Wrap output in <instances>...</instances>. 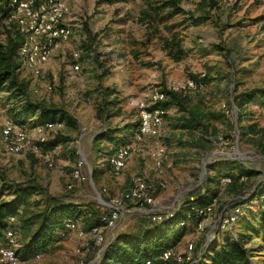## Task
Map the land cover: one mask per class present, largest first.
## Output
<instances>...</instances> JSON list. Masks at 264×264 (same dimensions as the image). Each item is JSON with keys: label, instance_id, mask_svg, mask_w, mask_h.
<instances>
[{"label": "rangeland", "instance_id": "374dc122", "mask_svg": "<svg viewBox=\"0 0 264 264\" xmlns=\"http://www.w3.org/2000/svg\"><path fill=\"white\" fill-rule=\"evenodd\" d=\"M64 1L68 42L54 52L41 75L25 69L20 60L16 75L26 100H44L65 111L67 117L57 119L63 130L47 132L43 125H33L35 119H25L32 146L14 154L0 144L1 199H13L14 187L28 184L37 192L27 215L48 205L72 203L93 205L103 217L114 211L115 198L121 199L143 179L153 188L155 204L139 208L128 203L111 228L102 221L97 229L103 241L92 234L94 228L77 222L76 228L55 234L48 252L19 264H98L118 236L145 231L158 223L153 217L165 220L186 201L214 191L212 207L202 215L196 209L203 217L200 222H184L170 230L174 248L156 264L169 254L167 264L190 262L194 249L201 248L194 263H185L197 264L201 253L210 257L236 237H244L247 247L255 250L254 259L264 264L258 217L264 209L255 195L264 183V98L242 110L235 102L239 94L264 88V0H213L214 5L210 0ZM7 6L8 1L1 0L0 45L8 44L17 31L5 14ZM188 80L198 82L195 89L172 90ZM158 91L178 94L181 105L165 110L157 137L136 140L138 107L153 106ZM21 101L0 93V130L10 116L14 118ZM191 117L195 123L180 129L179 124ZM251 125H256L255 133ZM108 129L116 139L95 143ZM61 134L58 149L47 153L49 162L41 149L34 150ZM124 143L130 155L115 173L111 160ZM240 171L258 175L247 180ZM77 172L82 181L74 178ZM230 174L238 179L233 184ZM238 204L248 206L246 215L237 225L220 229L221 219L232 215ZM28 233L16 235L15 249Z\"/></svg>", "mask_w": 264, "mask_h": 264}, {"label": "trees", "instance_id": "16d2710c", "mask_svg": "<svg viewBox=\"0 0 264 264\" xmlns=\"http://www.w3.org/2000/svg\"><path fill=\"white\" fill-rule=\"evenodd\" d=\"M210 1L211 5H214V1ZM174 3L173 5H175ZM176 10L178 11V9ZM21 38L19 32L16 31L13 33V36L10 35L8 44L0 45V93L5 92L11 96V99L22 100L20 107H18L15 112L16 114L13 113L14 118L10 116V119L21 126L27 125L25 119L28 121L30 119H35V121H33L34 126L43 125L47 122H59L57 120L58 118L64 119L67 117L63 109L50 106L44 100L39 103H32L25 99V89L18 83L16 77L21 67L20 63H18L19 58L17 55L19 44H21L22 41ZM166 48H169V45H166ZM163 94L165 99L167 94L168 100L158 101L151 106L150 109L161 108L165 111L173 104L181 105V99L178 94L167 91L166 94ZM259 98H264V88L254 89L239 94L236 96L235 102L242 110L244 106L257 102ZM194 120L195 117L184 119L179 124V128L189 129L190 126L195 123ZM249 128L251 133L256 132V125H251ZM61 130H63V128ZM114 134V130L108 129L96 136L95 143H99L103 140L112 143L116 139ZM63 139L64 137L61 134L48 140L40 146L42 154L47 153V151H54ZM127 143L122 144V146H125ZM239 175L249 180L257 176L258 173L240 171ZM2 178L3 175L0 174V180H2ZM228 178L232 181L231 184L238 180L233 174L228 175ZM239 180H241V178H239ZM3 191L4 188L0 192V248L10 246L8 233H11L15 239L16 235H19L22 230L29 232L25 241L21 243L17 237L19 247L16 249V256L19 262L28 261L38 254L48 252L55 242V234H60L65 228L67 230V225L72 222L77 223L82 221L84 228L87 227L89 230L93 228L97 229L98 227H102L103 223L105 224L104 217L100 215L101 213L99 210H95L93 205L60 203L52 206L48 205L44 210L36 214L27 215L25 210L30 206L29 201L37 192V188L28 184L16 185L13 192L14 196L11 200L1 199ZM255 195H257V201L261 203L264 209V183L259 184ZM216 199V191L211 194H206L205 196H196L192 201L183 203L177 210L171 213V216H166L167 219H162L163 221L161 220V222L147 226L145 231L118 236L103 253L98 264H156L160 262L162 256L174 248L172 246L174 239L169 236L170 230L178 228V226H181L184 222H200L203 217L199 216L198 211H200V215L206 213V210L212 207ZM247 207L246 204L234 206L232 208L236 209L234 213L221 219L219 228L227 229L228 227L229 229L231 226L237 225L241 218L246 215ZM196 209L198 211H196ZM258 217L260 218L259 225H261L262 228L260 236L264 244V211H260ZM182 228L184 229V227ZM257 233L259 234V232ZM218 248L220 247H217V249ZM198 251L196 253L197 255ZM195 252L196 250L194 249V253ZM254 252L255 250L247 247L244 237H236L235 239L226 240L220 251H213L210 257H204L205 253H201L202 256L200 255V261L204 260L206 264H259V262L254 259ZM174 253L176 254V252ZM184 258L187 259V257ZM200 261H198L197 264H199ZM173 262L176 263L175 260H172L170 264ZM191 262L194 263V259L190 262L185 260L182 264Z\"/></svg>", "mask_w": 264, "mask_h": 264}, {"label": "bare ground", "instance_id": "6f19581e", "mask_svg": "<svg viewBox=\"0 0 264 264\" xmlns=\"http://www.w3.org/2000/svg\"><path fill=\"white\" fill-rule=\"evenodd\" d=\"M8 6L6 7L5 14L9 15V19H11L14 25L17 28V31L21 35V44H19L18 48V58L20 60L21 65L25 69H29L34 75H41L43 71V67L50 61L54 52L57 51L61 45L68 42L70 36L69 25L65 22L66 16V6L64 0H31L27 3V0H7ZM43 1H48L47 4H43ZM180 1V0H178ZM1 3V0H0ZM43 17L46 18V25H52L50 30V36L48 38V48H46V55H38L36 53V47L30 43L29 34L27 31L31 30V23L28 22L29 18L36 17L37 13H42ZM7 20V19H6ZM1 37V36H0ZM205 77V74L201 76V79ZM198 83V82H197ZM196 80H188L184 85L180 84L178 86H173L172 90L174 92H182L187 90H192L196 88ZM200 83V82H199ZM198 85V84H197ZM155 103L158 101L165 100V96L163 93L158 91L154 96ZM140 114V126L139 129L134 133V138L136 140L143 138L144 136H140V131L142 130L143 125V115L145 118H153V129H155V134L147 137H157L160 132L162 117L165 114V111L161 108L150 109L145 105H140L138 107ZM1 113V112H0ZM63 128L62 123L58 122H47L43 124V130L50 132L54 130H60ZM26 128L17 124L12 119H7L2 127L0 132V144L5 145V150L7 152H11L14 154L22 153L26 147L32 146L31 141L28 140L26 134ZM53 129V130H52ZM34 150L41 149L40 145L33 146ZM55 149H58L55 148ZM48 153V151H47ZM45 153L44 158L47 162L51 160L50 155ZM130 155V147L123 146L119 148L113 159L111 160V167L115 173H119L123 168V165L126 159ZM80 172L75 174V179L83 180ZM80 181V182H81ZM134 185V186H133ZM127 192H125L124 196L121 199H114L116 202H127L128 200H139L144 199V192H140L139 189L142 187V191H150L148 193V200L153 199V192L151 186L143 179L136 180L135 184H133ZM113 202V201H112ZM127 204H122V208H124ZM129 205V204H128ZM114 211H119L121 209V203H114ZM106 226L108 227L107 219H104ZM73 224V225H72ZM75 223H70L67 225L69 229H74ZM92 234L97 238L101 239L102 234L100 230L94 229ZM83 235V233H81ZM9 245L8 247L0 248V255L4 252L8 253L11 258H0V264H19L18 257L16 256V241L13 238L11 233H8ZM170 255V254H169ZM166 256L165 260L161 264H167L169 262V257ZM180 261V259H179Z\"/></svg>", "mask_w": 264, "mask_h": 264}, {"label": "built area", "instance_id": "2783aa9c", "mask_svg": "<svg viewBox=\"0 0 264 264\" xmlns=\"http://www.w3.org/2000/svg\"><path fill=\"white\" fill-rule=\"evenodd\" d=\"M30 1L31 0H27V3H29ZM47 3L48 1H43L42 5ZM28 22L31 23V30L27 31V34H29L30 43L36 47V53H38V55H46V48H48V38L50 36V30L52 25H46V18L43 17V12L37 13L36 17L29 18ZM154 117L155 116H153V118H145V116L143 115V125H142V130L140 131V136L147 137L155 134V129H153ZM139 191L144 192V199L128 200L127 202H116V200H113V202H111V206L113 203H121V209H122V204H128V203L130 204L133 203L136 207L139 208L154 206L155 204L154 200H148V193H150V191H142V187H140ZM119 215H120V210L112 211L110 215L103 216L104 219H107L108 221V228L114 227L116 225L119 219ZM152 219L155 222H160L163 219V216H155ZM227 222H232V221H227ZM100 241H103V237H101ZM196 253H193V259ZM0 258H11V256H9L8 253L4 252L2 255H0Z\"/></svg>", "mask_w": 264, "mask_h": 264}, {"label": "crops", "instance_id": "0c3cea01", "mask_svg": "<svg viewBox=\"0 0 264 264\" xmlns=\"http://www.w3.org/2000/svg\"><path fill=\"white\" fill-rule=\"evenodd\" d=\"M68 6V5H67ZM67 13H68V10H67ZM44 69H45V67H44ZM42 129H43V127H42ZM1 131V130H0ZM51 132V131H50ZM146 138H148V137H143V140H145ZM135 143H139L138 141H134ZM141 143V142H140ZM128 145H131V144H128ZM132 146V145H131ZM114 157V156H113ZM128 160V159H127ZM126 164H127V161H126ZM126 164H125V167H126ZM124 167V168H125ZM80 170H81V168L82 167H78ZM153 189V188H152ZM153 196H154V191H153ZM126 207V206H125ZM112 209H113V207H112ZM121 210V209H120ZM174 251V250H173ZM175 252V251H174Z\"/></svg>", "mask_w": 264, "mask_h": 264}]
</instances>
